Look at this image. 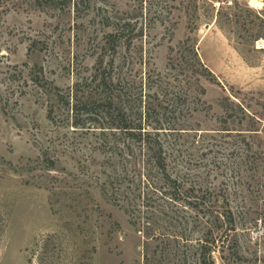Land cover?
I'll return each mask as SVG.
<instances>
[{"label":"rangeland","instance_id":"rangeland-1","mask_svg":"<svg viewBox=\"0 0 264 264\" xmlns=\"http://www.w3.org/2000/svg\"><path fill=\"white\" fill-rule=\"evenodd\" d=\"M261 2L0 0V264H201L205 241L212 264H264ZM101 59L165 174L42 94H72ZM210 205L234 232L208 234Z\"/></svg>","mask_w":264,"mask_h":264},{"label":"trees","instance_id":"trees-1","mask_svg":"<svg viewBox=\"0 0 264 264\" xmlns=\"http://www.w3.org/2000/svg\"><path fill=\"white\" fill-rule=\"evenodd\" d=\"M120 37L122 36H120V33L118 32L106 34L102 39L101 50L106 52L107 45L112 44L115 40H121ZM191 53L196 60L198 67L202 68L205 72V68L202 66L200 61L197 60V53L194 48L191 49ZM169 63L171 64V60H169ZM112 65V60L109 61L107 66H103L102 59L99 60L97 70L90 76L82 78L81 81H77L74 85V92L70 95L53 93L52 90H58L57 87L54 86V88H48V86L52 84H49L46 81L43 83L45 85H42L44 91L42 94L47 96L48 99L49 97H55L54 101L68 107L69 111L74 114L75 117L72 122L74 126H85L87 123H89V126L92 124L97 125L100 126L99 129L102 130L101 133H104L106 129H112L114 132H119L122 136H125V139L130 145L134 142L139 143L142 149L145 148L147 150V154L150 157H154L157 163V168L165 174V168L163 166L164 159L162 158L160 152L161 146H159V144L155 145L156 141H152L151 132L146 131L142 127L141 122L135 121L137 118H134V112L128 104L131 103L130 98H125L122 88L120 87V78H118V76H113L112 72L107 71V69H109ZM41 71L42 69H39V72ZM191 72L192 71H190V73ZM29 75L30 80L36 84L40 83L37 81L36 74L33 73V68L29 70ZM54 101L52 103H54ZM49 108L50 115L54 111V106L50 104ZM146 111L145 116L148 117L149 108H147ZM138 119L141 120V113L138 114ZM151 129L154 131L162 130V128L157 127ZM169 130H171V128H169ZM175 131L179 132L180 130L175 129ZM46 162L50 163L48 169H52L54 167L52 159L46 160ZM164 177L169 183L171 182V199L173 198L174 200L177 197L175 196L176 193H172L177 190L175 187V180L170 179L169 176ZM162 194H166V191ZM207 213L210 216H214V222H210L208 224V234L210 236L214 235V231L217 229V223H220V226L226 225L224 233L229 234L234 232L233 217L229 210L224 219H220L224 216L218 212L213 205L207 207ZM213 242L214 240L211 239V243ZM208 245V242L205 241L204 249H202L205 254L201 264H212L210 260L211 256L209 254L210 246ZM206 252L209 255L205 258Z\"/></svg>","mask_w":264,"mask_h":264},{"label":"bare ground","instance_id":"bare-ground-1","mask_svg":"<svg viewBox=\"0 0 264 264\" xmlns=\"http://www.w3.org/2000/svg\"><path fill=\"white\" fill-rule=\"evenodd\" d=\"M248 1L251 7H256V8L263 7V3L261 2V0H248Z\"/></svg>","mask_w":264,"mask_h":264}]
</instances>
